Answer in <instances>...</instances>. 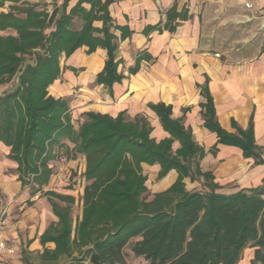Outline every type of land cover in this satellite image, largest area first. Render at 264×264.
<instances>
[{
    "label": "trees",
    "instance_id": "trees-1",
    "mask_svg": "<svg viewBox=\"0 0 264 264\" xmlns=\"http://www.w3.org/2000/svg\"><path fill=\"white\" fill-rule=\"evenodd\" d=\"M110 2L78 0L68 12L63 10L55 29L46 33L45 8L22 0H0V9L9 3L7 11L0 10V85L17 79L12 90L0 95V144L9 147L7 158L16 163L21 187H29L31 196L43 192L55 148L63 149L66 159L82 155L86 163L82 217L74 228L70 214L74 198L43 192L58 221L40 236L42 245L55 244L52 250L44 249L42 259L49 264H124L123 249L134 240L131 252L149 264H237L247 247L254 249L250 264H264V184L217 193L213 175L200 168L204 149L181 118L171 117L170 105H148L168 134L155 141L144 116L128 119L124 111L115 117L87 112L75 129L66 101L49 93L61 73V55L68 57L81 46H87V52L97 47L106 51L96 76L98 84L111 88L121 80L111 29H121L123 36L124 31L109 16ZM83 3L90 4L88 10ZM171 16H177L174 9L167 18ZM74 17L82 20L80 29L72 26ZM95 21H101V27L93 26ZM139 61L137 56L129 72L138 69ZM202 93L206 98L200 103L203 124L216 133L217 143L237 146L244 157L258 158L251 120L246 130L224 131L207 90ZM175 141L179 146L173 149ZM142 163L158 164V179L171 170L178 175L149 201L143 196ZM185 177H201L207 190H185Z\"/></svg>",
    "mask_w": 264,
    "mask_h": 264
},
{
    "label": "crops",
    "instance_id": "crops-1",
    "mask_svg": "<svg viewBox=\"0 0 264 264\" xmlns=\"http://www.w3.org/2000/svg\"><path fill=\"white\" fill-rule=\"evenodd\" d=\"M22 1L45 8V32L49 33L55 29L63 10L68 12L78 0ZM246 3L251 6L246 7ZM8 4L0 10L7 11ZM82 6L88 10L90 4ZM173 9L177 16L167 18ZM108 13L113 24L124 31L123 36L121 29H111L116 36L115 55L121 80L111 88L98 84L96 76L104 66L106 51L97 47L87 52L88 47L81 46L68 57L61 55V73L49 86L52 96L66 101L74 128H78L87 112L115 117L124 111L128 119L144 116L152 128L151 137L160 141L168 134L148 105H170L171 117L181 118L193 140L204 149L200 168L213 175L217 193L231 194L263 185L264 0H111ZM182 15L185 17L181 18ZM101 25V21L93 22L98 28ZM72 26L80 29L82 20L74 17ZM137 56H140L138 69L131 73L129 69L134 67ZM203 88L224 131L236 134L237 128L246 130L251 120L258 158L244 157L237 146L217 143L216 133L203 124L200 107L206 99ZM178 146L176 141L172 145L173 149ZM8 152L9 147L0 144V189L7 213L4 223L14 220L0 235L15 252L0 254V264L20 254L24 257L38 254L44 262L41 257L44 249L52 250L55 244L47 241L42 245L40 236L58 218L43 192L53 190L43 188V192L31 196V190L21 187L17 174L4 175L5 167L16 168V163L7 158ZM69 163L78 165V173L83 175L84 156L77 155ZM141 166L146 175V189L152 193L147 201L154 193L170 187L178 177L171 170L157 180L158 164ZM183 183L187 191L207 190L201 177L199 180L185 177ZM54 192L74 198L61 190ZM82 208L81 198V214L72 218L73 228L82 217ZM253 251L250 247L243 250L249 263Z\"/></svg>",
    "mask_w": 264,
    "mask_h": 264
},
{
    "label": "rangeland",
    "instance_id": "rangeland-1",
    "mask_svg": "<svg viewBox=\"0 0 264 264\" xmlns=\"http://www.w3.org/2000/svg\"><path fill=\"white\" fill-rule=\"evenodd\" d=\"M30 59L31 58L28 57V60ZM16 83H17V79L16 77H14L9 82L0 85V95L5 94L10 90H12L16 86ZM54 152L56 154V157L55 159L49 162V167L51 168V176L49 182L50 181L52 182L51 184H49L48 182V184L43 188L51 189L53 191L61 190L66 192L67 194H72L75 198V202L71 209V217L72 218L79 217V215L81 214V198L83 192L82 190L87 182L83 180V175L78 173L79 166L69 163V159H66L64 157L65 155L63 154V149L55 148ZM2 172L4 175H12V174L16 175L15 168H11L9 166L5 167ZM23 189L28 191L31 190L27 186H25ZM151 194L152 193L146 189V191L143 193V196L145 199H148ZM0 203H1L0 218L2 222L0 224V231H3L6 228H8V225H10L14 219H11V222H9L8 224L7 222L4 223V219H6L7 213L4 211L6 205L1 189H0ZM59 204L62 205L64 203L59 202ZM16 212L19 213V211ZM133 241L134 240H130L129 243L126 245V247L123 249L124 258H125L124 264H149V262L146 261L143 257L134 255L131 252L130 247ZM22 256L23 255L20 254L19 256L14 257V259H9L7 260L6 264H49L46 261L43 262L38 254L32 256L25 255V257ZM26 259H28L27 262L25 261ZM86 263L87 262H84L83 264ZM237 264H250L248 256L242 253L241 259L238 261Z\"/></svg>",
    "mask_w": 264,
    "mask_h": 264
},
{
    "label": "built area",
    "instance_id": "built-area-1",
    "mask_svg": "<svg viewBox=\"0 0 264 264\" xmlns=\"http://www.w3.org/2000/svg\"><path fill=\"white\" fill-rule=\"evenodd\" d=\"M246 7H250L251 5L246 3L245 4ZM1 218H0V224H1ZM15 249L8 244L7 240L4 239L1 235H0V254H14Z\"/></svg>",
    "mask_w": 264,
    "mask_h": 264
}]
</instances>
